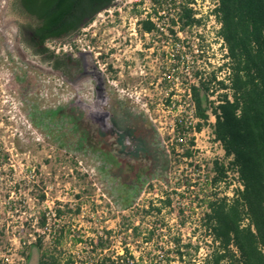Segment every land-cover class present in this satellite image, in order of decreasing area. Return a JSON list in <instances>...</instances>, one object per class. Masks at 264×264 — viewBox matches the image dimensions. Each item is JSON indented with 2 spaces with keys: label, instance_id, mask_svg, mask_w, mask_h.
<instances>
[{
  "label": "rangeland",
  "instance_id": "1",
  "mask_svg": "<svg viewBox=\"0 0 264 264\" xmlns=\"http://www.w3.org/2000/svg\"><path fill=\"white\" fill-rule=\"evenodd\" d=\"M195 7L203 21L197 32L203 36L210 70L222 63L224 53L215 35L217 23L210 16L213 0H197ZM6 8V0H0V264H24V246L35 240L34 232H44L36 222L45 208L49 224L54 208L71 210L64 211L68 241L76 230L89 237L104 227L117 228L120 214L128 211H121L110 197L115 194L114 179L103 164L102 151L130 161L149 155L156 165L167 164L169 183L145 182L134 209L161 190H176V200L185 202L188 192L174 187L172 177L175 169L188 172L190 167L188 160H177L182 150L175 145L171 126L173 118L181 111L188 113L191 105L179 84L173 86L171 104L165 102L171 87L163 83L165 74L159 67L162 51L170 58L169 39L157 33L143 39L139 34L137 22L152 14L151 0H114L79 33L47 43L67 66L79 62L72 78L22 41L16 24L26 18ZM179 38L194 45L199 40L194 32L180 33ZM108 66L116 69L115 77ZM141 124L150 126L144 130L145 143L137 134ZM172 146L176 159L170 153ZM194 150L195 160L201 162L222 152L211 141L208 128L195 135ZM77 173L86 176L84 181ZM43 191L44 201L37 203L34 196ZM79 202L83 206L75 213ZM197 216L180 227L185 241ZM165 219L171 231L177 232L176 213L165 211ZM118 240L114 247L121 252ZM66 250L84 251V247H72L69 241ZM203 253L200 249L197 258ZM5 257L9 261H2ZM37 258L38 250L32 247L28 264H37Z\"/></svg>",
  "mask_w": 264,
  "mask_h": 264
},
{
  "label": "trees",
  "instance_id": "2",
  "mask_svg": "<svg viewBox=\"0 0 264 264\" xmlns=\"http://www.w3.org/2000/svg\"><path fill=\"white\" fill-rule=\"evenodd\" d=\"M213 1L211 13L218 23L215 35L221 38L225 52L222 63L210 70L206 67L210 62L204 55L203 36L197 32L203 27L202 17L195 16L192 0H151L152 14L137 22L141 38L157 33L171 42L170 58L165 51L160 54L163 83L171 87L165 102L171 104L174 84H179L186 95L189 91L193 118L181 111L171 126L175 145L182 150L177 160H188L190 167L188 172L186 168L175 169L172 177L174 187L181 186L188 192L185 202L176 200V190H161L156 198L134 209V200L145 182L157 179L169 183L167 164L156 165L149 155L130 161L102 151L103 164L114 179L115 194L110 193V197L119 203L121 211H128L120 214L117 228L104 227L89 237L76 230L70 244L82 245L84 251H69L66 245L70 232L64 211L71 210L66 206V210L54 208L49 224L51 217L45 208L39 211L36 222L44 232H34L35 240L24 246V264L29 262L32 247L38 250L37 264H264V0ZM22 2L26 12L40 19L30 39L43 45L40 51L49 60L59 54L47 42L79 33L114 0ZM153 14L159 21H167L166 33L151 19ZM187 32H194L198 44L180 40L179 34ZM61 62L58 60L54 67ZM108 68L115 77L116 69ZM222 72L225 75L220 78ZM145 127L150 126L141 124L137 129L142 143ZM205 128L222 152L201 162L194 158L195 135ZM170 153L176 159L175 146ZM77 175L84 181V174ZM44 196L43 191L34 198L42 203ZM165 211L176 213L177 232L171 231ZM195 213L197 222L185 241L180 227L192 223ZM117 239L121 252L114 247ZM200 249L204 253L197 258Z\"/></svg>",
  "mask_w": 264,
  "mask_h": 264
},
{
  "label": "flooded vegetation",
  "instance_id": "3",
  "mask_svg": "<svg viewBox=\"0 0 264 264\" xmlns=\"http://www.w3.org/2000/svg\"><path fill=\"white\" fill-rule=\"evenodd\" d=\"M6 3H7L6 10H8V12L12 14H18L26 18L25 22H20L16 24V29L19 32H21L22 41L25 42L27 46L31 47L36 55L42 56L43 59L48 60L46 58V53L40 51L43 45L39 43H35L30 39V36L32 35L31 30L40 24V19L25 11L22 0H6ZM58 60L61 62L60 56L51 57L48 60V62H50L51 65L54 67V64ZM79 65H80L79 62L77 61L76 62L71 61L69 66H67L66 63L64 62H61V66L54 68L63 72L66 77L72 78V70L76 71L79 68Z\"/></svg>",
  "mask_w": 264,
  "mask_h": 264
},
{
  "label": "built area",
  "instance_id": "4",
  "mask_svg": "<svg viewBox=\"0 0 264 264\" xmlns=\"http://www.w3.org/2000/svg\"><path fill=\"white\" fill-rule=\"evenodd\" d=\"M196 1L197 0H192V2L190 3V6L196 11V7H195V3H196ZM215 6V1H213V7ZM212 7V8H213ZM212 10V9H211ZM211 10H210V16H213V14L211 13ZM160 13H163V12H160ZM195 16L196 17H201L200 16V13H198V12H196V14H195ZM213 18H214V16H213ZM151 19L156 23V25H157V27L160 29V30H162L164 33H166V27H167V25H168V23H167V21H164V22H162V21H159L158 20V18H157V16H155L154 14L151 16ZM214 20H215V18H214ZM217 23V22H216ZM217 27H218V23H217ZM216 27V28H217ZM217 39H218V41H219V43H221L222 44V40H221V38H219V37H217ZM224 49V52H225V48H223ZM187 96H189V91L187 90ZM189 104L191 105V103L189 102ZM192 111H193V108H192V105L189 107V111H188V116L189 117H191V118H193L192 117ZM194 120V119H193ZM214 120V118L213 117H211V121H213ZM21 259H23V258H21ZM9 261L8 260V258L7 257H5V258H3V260L2 261ZM5 264H12L11 262H8V263H5Z\"/></svg>",
  "mask_w": 264,
  "mask_h": 264
}]
</instances>
